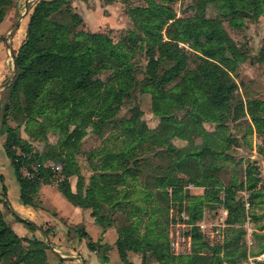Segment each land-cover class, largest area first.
Listing matches in <instances>:
<instances>
[{
  "label": "trees",
  "instance_id": "trees-1",
  "mask_svg": "<svg viewBox=\"0 0 264 264\" xmlns=\"http://www.w3.org/2000/svg\"><path fill=\"white\" fill-rule=\"evenodd\" d=\"M67 1L36 0L33 3L27 14L23 40L12 55L16 64V73L9 86L13 90L23 84L26 115H41L42 112L44 114L49 110L54 114L55 123L57 124L58 121L57 125L64 133L62 145L66 149L65 157L68 163H63L61 166L63 177L56 182L58 191L72 204L89 208L90 214L102 228L109 225L115 227V246L120 259L126 263V251L132 250L140 254L142 263L147 261L148 255L159 264H219L220 261L214 254L222 249L223 254L228 258L231 253L227 249L228 242L209 245L198 241L193 245L191 253L174 255L169 250L163 229L155 230L158 220L156 217L151 215L152 223L147 224L144 233H137V238H134L132 236L136 233V228L131 227L132 229L126 230L124 225L114 224L112 217L108 214L104 215L100 206L107 204L110 211L115 212L126 204L133 192V189L129 187L133 186L131 182L135 180L138 172L135 168L138 161L130 159L136 147H142L145 143L150 146L156 144L164 147L158 153L159 155L163 153L162 157L165 159L170 158L171 154L177 155L176 161L172 155V162L164 167V171L170 173L174 168L178 170L181 168L180 161L197 162L200 158L197 151L178 152V147L173 143L165 144L166 140L159 139L155 134V131H161V128L154 129L155 131L148 130L144 123L135 117H115L117 107L129 88V81L134 80L133 63L130 60L134 50L137 47H144L149 53L145 67L148 77L143 81L141 88L149 93L151 110L159 117L162 131L169 126L167 134L170 137L178 125V120L173 118L169 111L173 103L186 104L187 113L195 120L205 117L217 122L220 119L222 102L231 96L235 88L229 69L232 68L238 55L237 47L224 31L218 18L203 17L194 23H184V20L175 16L169 6L152 1L133 10L136 14L134 23L142 30L140 31L142 35L130 32L133 37L130 38V46L125 51L116 49L110 37L101 32L75 31L73 34L75 42H72L68 39L66 27L50 19L60 4ZM9 2L10 0H0V21L4 6ZM207 2H215L219 16L225 18L232 27H238L243 18L255 19L263 11L264 0H199L196 6L201 8ZM73 16L80 21L77 14ZM167 21L175 34L173 38L163 39L159 29ZM203 27L204 29L201 30ZM188 39L189 47L200 56L199 61L195 67L187 69L178 82L167 89L164 84L179 73L185 58L184 49L178 45V42ZM137 40L139 43H136ZM154 47L158 50L157 58L152 56ZM163 57L169 59L170 63L165 65L160 73H156L157 59ZM258 58L264 59V37L258 49ZM100 68L110 71L104 79L97 76ZM181 83L184 85L183 89H181ZM243 103L251 123L255 129L259 130L261 126H264V116L260 113L264 109L263 101L252 97L246 98ZM93 113L97 116L96 120L91 119ZM0 123V131L5 134L2 148L18 183V198L21 203L35 207L38 205L39 185L52 179L51 168L43 163L51 157V154L31 153L35 159V167L34 169L28 167L30 176L23 175L19 167L23 162L31 160L30 157L28 159L25 157V153L31 151V146L15 134L13 127L6 125L4 114L0 115ZM70 124H73V127L69 128ZM88 124L94 127L109 125L110 134L105 136L104 141L109 142L110 145L105 146L100 163L89 162L92 172L87 182L84 184L83 177L78 175L75 190L72 191L67 179L71 173L70 167L73 165L70 162H73L77 142ZM113 128L116 130L113 131ZM16 148L20 151L19 153ZM91 154L95 155L97 152L89 153ZM213 154L218 153L213 152ZM117 169L120 171L116 173ZM163 180L164 183L161 185L170 187L171 199L177 198L178 207H180L181 185L179 183L182 178L177 174L166 173ZM0 181V192L6 195L1 175ZM116 183H124V185L118 189L115 186ZM185 183L202 186V193L208 186L205 180L199 181L193 177H189ZM255 183L256 179L250 177L249 171H246L245 186L249 190L248 204L259 195V189L255 188ZM143 192L147 193V190ZM224 192L223 199L213 198L221 201L225 208L224 221L227 226H234L245 217L242 212L244 205L240 200L232 198L234 190L230 186L225 187ZM202 193L190 195L193 205L198 203V207L196 205L193 207L195 211H198L197 214H191L188 219L192 224L201 214L199 202L205 197ZM3 195H0V202L8 209V202ZM122 199L124 203H121ZM139 206L136 204L135 209L138 210ZM21 220L29 227H33L31 222ZM191 228L193 230L191 237L199 239L201 235L196 231L197 225L194 224ZM78 235L88 236L82 227L79 228ZM87 243L92 248L93 244L89 241ZM46 248L45 241L35 236L17 235L4 220L0 210V264H48ZM262 248L263 246L260 247ZM146 250H148L147 253ZM205 251H208L209 258L206 254H202ZM206 258L207 261H204ZM229 263L234 264L232 261ZM259 263L264 264V260Z\"/></svg>",
  "mask_w": 264,
  "mask_h": 264
},
{
  "label": "rangeland",
  "instance_id": "rangeland-1",
  "mask_svg": "<svg viewBox=\"0 0 264 264\" xmlns=\"http://www.w3.org/2000/svg\"><path fill=\"white\" fill-rule=\"evenodd\" d=\"M35 1L10 0L4 6L3 17L0 21V83L4 81L8 83L6 86L0 87V115L4 114L6 125L13 127L15 134L31 146V151L25 153V157L27 159L30 157L31 160L23 162L19 171L23 175L30 176L28 167L31 169L35 167V159L31 153L51 154V157L43 163L49 167L58 166V168H51V178L57 182L63 177L62 164L68 163V159L65 157L66 149L62 145L64 133L57 125L58 121L56 124L53 119L54 114L49 110L44 114L42 112L41 115H26L23 84L13 90L9 88L12 81L9 78L12 71V55L23 40L25 33V28H23L25 22L22 23V21L27 19V14ZM149 1L169 6L175 16L184 20V23H194L203 17L218 18L224 31L238 49L235 62L229 69L235 88L232 90L231 96L222 102L221 117L217 122L210 121L205 117L195 120L187 113L186 104L173 103L169 107V111L170 115L178 120V125L169 137L167 134L169 126L162 131L159 117L151 110L149 93L141 88L143 81L148 77L145 67L148 63L149 53L144 47H137L130 58L133 63L134 80L129 81V88L117 107L115 117H135L138 121H142L148 130H160L161 128V131H157L158 133L154 131L157 134L156 137L166 140L165 144L173 143L178 147V152L197 151L200 158L197 162L182 160L179 162L181 168L179 170L174 168L170 173L164 171V167L172 162V155L176 161L177 155L171 154L170 158L165 159L162 157L163 153L161 155L158 153L164 147L156 144L150 146L145 143L142 147H136L132 151L133 156L130 159L138 161L135 166L138 172L135 180L131 182L133 186L129 187L133 189L129 199L115 212H111L107 204H102L100 209L104 215L108 214L112 217L114 224L124 225L126 230L136 228L137 230L134 229L136 233L132 236L134 238H137V233H144L147 224L152 223V217H156L158 220L155 230L163 229L172 254L186 255L191 253L193 245L198 241L213 245L217 240L210 239L209 234L202 233L198 226L196 231L200 233V238L191 237L193 232L191 227L194 224L188 219L191 214H197L198 211H195L193 207L198 203L193 205L190 195L196 194L189 192L190 184L186 185L185 182L189 177H193L195 180H205L208 183V186L204 188L205 192H201L205 197L199 202L200 216L203 215L207 228L219 225L214 224L213 220L224 213L225 208L219 200L224 197V188L230 186L234 190L232 198L243 202L242 212L245 217L234 226L224 225L222 227L223 235L218 238L217 243L223 244L224 242L226 244L228 242L229 248L227 249L231 251L227 258L228 262L247 264L249 258L256 255L257 248L264 245V126H261L259 130L255 129L243 103L246 98L252 97L260 98L264 103V59L258 58V49L262 45L264 37V3L263 11L255 19L243 18L238 27H232L225 18L219 16L215 2H207L199 8L196 6L199 0H68L66 3L60 4L50 19L66 27L68 39L72 42H75L73 37L75 31L101 32L110 37L116 49L125 51L130 46V38L133 37L130 32L142 35L140 32L142 30L134 23L136 14L133 13V10L138 6H145ZM25 6L27 13L20 18L19 31L15 38H12L9 32L17 15L24 11ZM75 14L80 17V21L73 16ZM168 22L159 29L163 39L173 38L175 34ZM203 29L204 27L201 30ZM5 40L10 45V49L4 44ZM136 43L139 41L137 40ZM188 44L189 39L178 42V45L184 49L185 58L179 73L164 84L167 89L178 82L182 74L187 69L195 67L199 61L200 56ZM152 56L158 57V50L155 47L152 49ZM169 63L170 60L165 57L158 58L155 72L160 73L162 68ZM109 73V70L100 68L97 76L104 79ZM180 86L181 89L184 88L182 83ZM260 113L264 116V109ZM96 118V114L93 113L91 119L96 120ZM71 127L73 124L69 125V128ZM171 129L170 126V131ZM115 130L116 128H113V131ZM109 134V125L94 127L88 124L84 127V133L76 145L77 150L73 153V162L69 161L73 165L70 167L71 173L67 177L68 183L76 182L78 175L83 177L84 184L87 182V178L92 172L89 162L92 164L101 162L105 146L110 145L109 142L104 141L105 136ZM4 136V132L0 131V154L2 156H5L2 148ZM109 137L111 138V135ZM116 143L119 145L118 141ZM17 152L20 151L17 149ZM91 152H97V154L89 155ZM213 152L218 154H213ZM7 166L10 168L8 162ZM118 171L120 170H115L116 173ZM246 171H249L250 177L256 179L255 188L259 189V195L250 204L247 202L249 190L245 186ZM166 173L177 174L182 178L179 183L181 185L180 207H178L177 198L171 199L170 187L161 185L164 183L163 177ZM123 185L124 183L115 184L118 189ZM200 188L203 191V187ZM145 190L147 193L143 192ZM213 197H217L219 200ZM121 203H124V199L121 200ZM136 204L140 205L138 210L135 209ZM6 209L0 202V210L5 219H7ZM225 216L223 214V217ZM223 221L224 219H220L221 223ZM252 233L255 234L254 238H252ZM176 235L181 236L182 239L178 238V248L174 252L170 248V242L174 241ZM147 252L148 250H146ZM202 254H206L209 258L208 251ZM150 259L152 258L147 255V260ZM261 260L263 261L264 257ZM204 261H207V258Z\"/></svg>",
  "mask_w": 264,
  "mask_h": 264
},
{
  "label": "crops",
  "instance_id": "crops-1",
  "mask_svg": "<svg viewBox=\"0 0 264 264\" xmlns=\"http://www.w3.org/2000/svg\"><path fill=\"white\" fill-rule=\"evenodd\" d=\"M26 24V20L22 23ZM20 21L11 33L12 38L19 31ZM25 28V25L23 26ZM14 41V40H13ZM1 142V141H0ZM1 144V143H0ZM5 154V153H4ZM7 162L10 168L7 166ZM0 175L2 183L6 188V199L8 202L7 219L4 220L10 225L14 232L23 237L35 236L45 241L46 261L48 264H158L155 260L141 262L138 252L127 250L126 262L122 261L118 255L115 239L116 230L113 225L102 228L98 225L94 217L90 214L89 208L79 207L68 201L57 189L55 179L41 183L37 189L38 205L33 207L20 202L18 198V183L14 177L12 166L8 157L0 154ZM9 181V183H8ZM72 191L75 190V182H69ZM201 186L189 185L191 194H201ZM220 216L215 218V227L207 228L203 215L194 220L195 225L202 233L210 234L214 229L219 228L221 235L214 241L217 243L223 235L225 221V209ZM203 214V213H202ZM4 216V215H3ZM21 219L33 224V227L26 225ZM76 227V228H75ZM88 236H79V228ZM252 238L255 234L252 233ZM248 237V236H247ZM251 237V236H250ZM93 244L92 248L87 242ZM251 241V240H250ZM49 246L51 249H49ZM263 246L262 249L260 247ZM257 248V253L264 250V245ZM214 255L219 259V264H229L227 256L223 250H218ZM215 257V256H214ZM244 264V263H243Z\"/></svg>",
  "mask_w": 264,
  "mask_h": 264
},
{
  "label": "built area",
  "instance_id": "built-area-1",
  "mask_svg": "<svg viewBox=\"0 0 264 264\" xmlns=\"http://www.w3.org/2000/svg\"><path fill=\"white\" fill-rule=\"evenodd\" d=\"M50 168H52V169L53 168H58V166L57 165L50 166ZM219 235H220V229L219 228H216V229L213 230V232H211L209 234V238L215 240ZM178 238L182 239L181 236L179 237V235H176L174 241L170 242V245H171L170 248L173 249L174 252H176L177 251V248H178L177 247L178 246L177 245L178 244ZM263 257H264V250L261 251V252H259L258 254L254 255V256H251L249 258L247 264H260L259 262L261 261V258H263Z\"/></svg>",
  "mask_w": 264,
  "mask_h": 264
},
{
  "label": "water",
  "instance_id": "water-1",
  "mask_svg": "<svg viewBox=\"0 0 264 264\" xmlns=\"http://www.w3.org/2000/svg\"><path fill=\"white\" fill-rule=\"evenodd\" d=\"M26 1L27 0H25V2ZM26 13H27V8L25 6L24 7V11L17 15V18L15 19L13 27H12L11 31L9 32V34H11L15 30V28L17 27V25L19 23L20 18L23 17ZM4 44L10 49V45L7 43L6 40L4 41ZM15 73H16V64H15V61L13 60V58H12V71H11V74L9 75V78L12 79L14 77ZM7 83H8L7 81H4V82L0 83V87L6 86ZM0 195H3V194L0 192ZM3 196H4V199H6V195H3ZM49 249H51L50 246H49Z\"/></svg>",
  "mask_w": 264,
  "mask_h": 264
}]
</instances>
